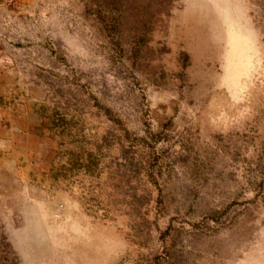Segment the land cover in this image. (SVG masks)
Wrapping results in <instances>:
<instances>
[{
	"label": "rangeland",
	"instance_id": "374dc122",
	"mask_svg": "<svg viewBox=\"0 0 264 264\" xmlns=\"http://www.w3.org/2000/svg\"><path fill=\"white\" fill-rule=\"evenodd\" d=\"M0 264H264V0H0Z\"/></svg>",
	"mask_w": 264,
	"mask_h": 264
},
{
	"label": "trees",
	"instance_id": "16d2710c",
	"mask_svg": "<svg viewBox=\"0 0 264 264\" xmlns=\"http://www.w3.org/2000/svg\"><path fill=\"white\" fill-rule=\"evenodd\" d=\"M65 115H69V113H65ZM51 117V116H50ZM51 119V123H50V126H49V128H50V130L52 131V132H54L55 130H56V128L58 127V125H57V122H56V120H55V118L53 119V118H50ZM66 133L65 132H62L61 133V135L63 136V135H65ZM71 144L73 145V143L71 142ZM96 147H98L97 145H96ZM99 148V147H98Z\"/></svg>",
	"mask_w": 264,
	"mask_h": 264
},
{
	"label": "crops",
	"instance_id": "0c3cea01",
	"mask_svg": "<svg viewBox=\"0 0 264 264\" xmlns=\"http://www.w3.org/2000/svg\"><path fill=\"white\" fill-rule=\"evenodd\" d=\"M6 113V112H5ZM13 126H14V124H13ZM12 127V126H11ZM15 127V126H14ZM17 128V127H16ZM18 130V129H17Z\"/></svg>",
	"mask_w": 264,
	"mask_h": 264
}]
</instances>
